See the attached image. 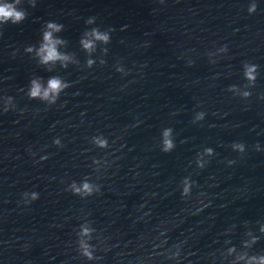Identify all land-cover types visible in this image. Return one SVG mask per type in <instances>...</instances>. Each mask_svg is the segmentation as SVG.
I'll list each match as a JSON object with an SVG mask.
<instances>
[{
    "label": "water",
    "instance_id": "95a60500",
    "mask_svg": "<svg viewBox=\"0 0 264 264\" xmlns=\"http://www.w3.org/2000/svg\"><path fill=\"white\" fill-rule=\"evenodd\" d=\"M16 6L25 18L0 24V264L264 256V0ZM48 21L63 25L66 66L26 51ZM93 28L109 39L89 52L80 39ZM51 76L68 85L55 102L28 96ZM85 180L90 194L68 188Z\"/></svg>",
    "mask_w": 264,
    "mask_h": 264
},
{
    "label": "clouds",
    "instance_id": "9594fccd",
    "mask_svg": "<svg viewBox=\"0 0 264 264\" xmlns=\"http://www.w3.org/2000/svg\"><path fill=\"white\" fill-rule=\"evenodd\" d=\"M34 2V0H33ZM18 0H0V24L11 22V23H19L25 18V12L22 9L17 8ZM255 6L250 5L249 11H254ZM93 18L89 17L86 21L87 23H92ZM63 25L56 23L54 21H48L45 24V29L42 32V38L38 47L33 49V46H28L26 51H35V55L38 58V62L41 64H49L55 63L57 61L61 62L62 66H66V62L72 59L67 53L61 52L58 50V46L64 44V41L54 36V33L59 32L62 29ZM109 39V35L107 32H102L96 28L91 29L84 33V35L80 39L81 46L86 51H92L95 46V41H103L107 42ZM222 50H226V47H222ZM93 61L89 59L87 63L91 65ZM244 67V76L245 79L249 80L251 83H254L256 76L257 65L250 62H245ZM67 82L63 81L59 76H51L46 81V84H41L39 78H33L30 81V87L28 88V96L30 98H40L41 100H46L49 103L55 102L59 93L66 88ZM250 94V93H247ZM202 115V114H201ZM95 139V138H94ZM54 143H59V140L56 139L53 141ZM98 143V146H104L106 144L105 140L95 141ZM172 147V141L170 139V129H165L163 132V149L165 151L169 150ZM210 151V150H209ZM46 157H41V159H45ZM68 188L74 194H90L92 188L88 181H82L81 185H77L75 181H73ZM187 191V189H185ZM32 199L38 198L37 192H32ZM264 231V227L261 229ZM90 231L87 227L82 228V232L87 234ZM233 249H229L231 252ZM86 255L91 258V253L85 252ZM239 259H244L243 256L239 257ZM254 262H258V264H264V256H251L248 257L246 264H254Z\"/></svg>",
    "mask_w": 264,
    "mask_h": 264
}]
</instances>
